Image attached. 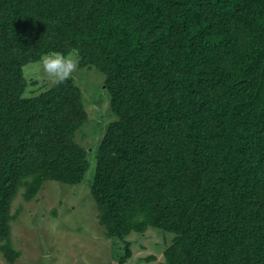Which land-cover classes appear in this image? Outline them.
<instances>
[{"label":"trees","instance_id":"1","mask_svg":"<svg viewBox=\"0 0 264 264\" xmlns=\"http://www.w3.org/2000/svg\"><path fill=\"white\" fill-rule=\"evenodd\" d=\"M52 51L104 74L114 115L90 192L109 238L170 236L163 264H264V0H0V251L17 193L80 183L73 78L28 85ZM128 244V243H127ZM128 245L118 256H130ZM153 257H149L152 259Z\"/></svg>","mask_w":264,"mask_h":264},{"label":"rangeland","instance_id":"2","mask_svg":"<svg viewBox=\"0 0 264 264\" xmlns=\"http://www.w3.org/2000/svg\"><path fill=\"white\" fill-rule=\"evenodd\" d=\"M38 62H29L22 68L28 81H38L28 85L25 95L37 86L52 83L38 69ZM71 77L81 89L87 112L74 138L87 150L88 169L78 184L45 180L30 200L23 198L21 190L17 193L11 204V212L19 209L10 222L11 245L20 254L9 263L0 251V264H118L126 245L131 253L122 264H163V249L170 242L168 234L149 227L143 233L132 231L123 239H113L99 222L89 184L94 174L95 150L114 115L105 77L99 69L78 66Z\"/></svg>","mask_w":264,"mask_h":264},{"label":"clouds","instance_id":"3","mask_svg":"<svg viewBox=\"0 0 264 264\" xmlns=\"http://www.w3.org/2000/svg\"><path fill=\"white\" fill-rule=\"evenodd\" d=\"M37 67L53 84H59L78 70V57L75 53L52 51L40 59Z\"/></svg>","mask_w":264,"mask_h":264}]
</instances>
